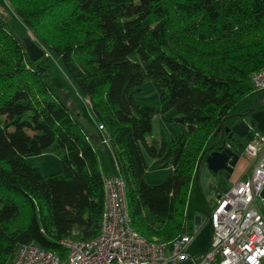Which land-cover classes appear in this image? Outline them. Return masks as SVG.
Instances as JSON below:
<instances>
[{"label": "trees", "instance_id": "1", "mask_svg": "<svg viewBox=\"0 0 264 264\" xmlns=\"http://www.w3.org/2000/svg\"><path fill=\"white\" fill-rule=\"evenodd\" d=\"M4 1L21 28L0 18V264H13L21 245L63 256V240L99 234L104 176L95 146L104 140L134 230L166 244L185 235L201 155L222 144L243 152L229 129L252 123L259 92L250 77L264 69V0ZM22 38L45 56L31 62ZM47 53L60 58L103 128L97 143L49 85ZM145 80L177 113L170 121L183 131L169 142L147 141L155 108L134 99ZM255 133L253 123L246 141ZM46 153L59 156L60 170L45 176L29 158ZM145 156L152 167L171 168L164 181L146 183Z\"/></svg>", "mask_w": 264, "mask_h": 264}, {"label": "built area", "instance_id": "2", "mask_svg": "<svg viewBox=\"0 0 264 264\" xmlns=\"http://www.w3.org/2000/svg\"><path fill=\"white\" fill-rule=\"evenodd\" d=\"M250 86L253 92L264 91V69L251 75ZM243 154L255 159L251 173L215 200L207 217L210 244L198 256L187 251L194 234L166 244L148 241L134 230L125 183L114 165L115 175L103 178L104 208L95 238L63 240V256L21 245L13 264H264V216L253 206L264 188V135L255 133Z\"/></svg>", "mask_w": 264, "mask_h": 264}, {"label": "rangeland", "instance_id": "3", "mask_svg": "<svg viewBox=\"0 0 264 264\" xmlns=\"http://www.w3.org/2000/svg\"><path fill=\"white\" fill-rule=\"evenodd\" d=\"M0 18L7 22L13 21L17 27L21 28L19 20L4 0H0ZM47 57L50 59V63L52 65L51 72L48 74L47 78L49 85L55 91L56 95L61 97L65 104L71 109L76 122L84 127L86 133H92L95 130V125L88 111L87 100L82 96L76 85L67 75L60 58L53 54L49 55L48 53ZM134 99L139 105L153 106L155 108L156 114L151 122L152 131L150 136L147 137L148 142L152 140H161L164 136L166 141L169 142L172 137H175L180 133L178 129L179 126L175 122L170 121V119L177 117V113L174 109L165 110V105L161 102L160 90L155 82L145 80L141 86V91L134 95ZM250 105L256 107L250 114V121L256 124L259 122L264 124V91L254 95ZM255 129L256 133H260L259 131H261L262 134L264 133L260 127H256ZM95 149L100 158L99 169L102 173L106 174L113 167L111 150L107 144H98L95 146ZM59 159V156L46 153L40 156L30 157L29 161L32 165L37 167L43 175L46 176L60 170ZM166 166L167 165H161L148 168V175L145 177L146 183L149 185H157L164 181L171 173V170H168L167 175L162 179H160L159 173L161 172V174H163V170L166 169ZM253 206L256 211L261 212L264 216V190L261 191L259 198ZM200 213L201 214L199 215L187 213L185 225L188 226V224H191V226L197 231V228L200 225H196L195 219L200 218L204 221V223L207 220V210L201 207ZM195 230L192 233H194ZM199 230V234L193 245L194 251H198L203 248L208 238L207 233L210 232V227L206 226V228ZM192 254L198 255L197 252H192Z\"/></svg>", "mask_w": 264, "mask_h": 264}, {"label": "crops", "instance_id": "4", "mask_svg": "<svg viewBox=\"0 0 264 264\" xmlns=\"http://www.w3.org/2000/svg\"><path fill=\"white\" fill-rule=\"evenodd\" d=\"M94 122V121H93ZM95 125V123H94ZM255 128L260 127L262 132H264V124L262 122H259L258 124L254 123ZM179 132L181 133L183 131L182 128H178ZM260 135L262 134L261 131H259ZM90 137H92L95 142L97 143L98 138L102 139L103 134L97 129L95 125V130L92 133H88ZM165 139V136H164ZM217 141H214V143ZM240 142L245 146L247 143L246 139H240ZM97 146V145H96ZM227 146V145H226ZM208 156V152L204 154L202 159L199 160L198 165L195 169V172L192 177V186L191 191L187 199V205H186V215L187 213H194V214H201V207L205 208L207 210V217L208 213L211 211V209L214 206L215 200L226 193H228L239 181L247 178L252 170L253 164L255 162V159L250 158L243 154V152L239 155V159L236 162L235 166L233 167L231 173L225 172V171H219L217 173H213L208 169V166L205 162L206 157ZM201 158V157H200ZM113 159V157H112ZM145 162L148 166V168L152 167V160H150L148 157L145 156ZM114 160H113V167L110 169V171L106 174L102 173L104 177H109L115 175L116 171L114 169ZM148 170V169H147ZM168 170H171L170 167L166 166V169L163 170V174L161 172L159 173L160 179L164 178ZM147 171L145 177H147ZM155 175V174H154ZM264 190V189H262ZM261 213V212H260ZM262 214V213H261ZM207 219V218H206ZM196 225L200 226L197 228V231L194 227L191 226V224H188V226L185 225V233L186 234H194V238L190 245L187 248V251L190 255H193L192 252H197L198 255L205 252L210 244L211 240V228L210 232L207 233V240L203 248H201L198 251L193 250V245L195 243L196 237L199 234V229L206 228V226H209L208 220L204 221L200 218L195 219ZM195 230L194 233H192ZM194 255V256H198Z\"/></svg>", "mask_w": 264, "mask_h": 264}, {"label": "water", "instance_id": "5", "mask_svg": "<svg viewBox=\"0 0 264 264\" xmlns=\"http://www.w3.org/2000/svg\"><path fill=\"white\" fill-rule=\"evenodd\" d=\"M22 42L31 62H36L45 56L44 50L41 49L38 45H36L31 39L22 38ZM252 126L253 123L241 121L239 123L234 124L229 129V131L231 135L235 136L236 138L245 139ZM226 132H228V130H226ZM205 153L207 152H204L201 155L200 159H202ZM238 159L239 155L233 152L225 144H222L221 146H218L214 149L210 148L208 150V156L206 157L205 162L208 166V169L213 173H217L219 171L231 173Z\"/></svg>", "mask_w": 264, "mask_h": 264}]
</instances>
